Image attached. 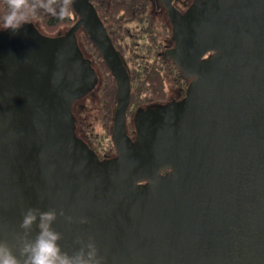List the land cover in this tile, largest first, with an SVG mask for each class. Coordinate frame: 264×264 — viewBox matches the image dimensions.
Returning <instances> with one entry per match:
<instances>
[{
    "label": "water",
    "instance_id": "water-1",
    "mask_svg": "<svg viewBox=\"0 0 264 264\" xmlns=\"http://www.w3.org/2000/svg\"><path fill=\"white\" fill-rule=\"evenodd\" d=\"M71 2L64 35L0 29V264H264V0H163L192 81L137 111L134 138L128 68L91 0ZM80 31L117 86L111 160L75 132L99 84Z\"/></svg>",
    "mask_w": 264,
    "mask_h": 264
},
{
    "label": "trees",
    "instance_id": "trees-1",
    "mask_svg": "<svg viewBox=\"0 0 264 264\" xmlns=\"http://www.w3.org/2000/svg\"><path fill=\"white\" fill-rule=\"evenodd\" d=\"M91 2L97 9L114 46L128 68L131 79V102L127 112V128L129 135L135 137L133 119L136 112L151 104H167L169 97L177 95V92L186 95L191 79L178 68L172 59L167 61L158 56L163 49L159 46L166 38V30L157 25L152 19V14L148 12L151 8V0H91ZM77 21L78 15L74 11L71 0H0V29L3 30L32 26L45 36L58 37L64 35ZM131 24H136L138 30L132 32ZM81 33L85 34V32L80 31L77 34L79 47L83 54L92 61L80 45L79 35ZM85 37L93 46L86 34ZM128 38H132L133 42H129ZM134 38L145 40V44L149 47L148 52L157 58L154 63L151 62L152 58L140 54L138 49L142 44ZM95 51L110 78L109 83L105 85L107 90L101 97L112 125L111 130H113L117 86L100 53L96 48ZM92 66L96 69L93 61ZM74 118L76 119V116ZM78 124L79 120H76V135H79L77 134ZM81 129L82 135L80 136H83L85 141L89 140L94 143L92 140L94 135L88 133L89 130L83 126ZM110 144V146L106 145L103 150L109 152L113 159L117 156V152L113 140ZM95 148L99 151L102 149L97 144Z\"/></svg>",
    "mask_w": 264,
    "mask_h": 264
},
{
    "label": "rangeland",
    "instance_id": "rangeland-1",
    "mask_svg": "<svg viewBox=\"0 0 264 264\" xmlns=\"http://www.w3.org/2000/svg\"><path fill=\"white\" fill-rule=\"evenodd\" d=\"M148 12L151 13V8L148 9ZM130 26L132 32L138 30L136 24H131ZM3 27L5 28V26ZM132 40H133L132 38L130 39L128 38L129 42H133ZM136 40H138L139 42H141L140 44H142L138 49L140 54L142 53L143 56L152 58L151 62L154 63L157 60V58L155 55H152L151 53L148 52L149 47H147V45L145 44V40L144 39H136ZM79 42L80 45L84 48L85 53L94 62L95 67L98 71L96 72L100 77V78L98 77L100 79V83L96 90H93L90 93H88L86 96L78 100L77 103H75L73 106V112H74L73 115L76 116L75 120L77 121L79 120V124H78L79 128L77 130L78 131L77 134L79 133V135L77 136L82 135L81 128L83 126L87 130H89L88 133L94 135L93 136L94 138L92 139L94 141V145L97 144L100 146V148L103 149L106 147V145L110 146L111 145L110 142L112 141L111 140L112 125L109 116H107L105 112V107L101 97L107 90L105 88V85L109 83L110 78L106 68L102 64V61L97 57L94 46H92L91 43L86 40L85 34L81 33L79 35Z\"/></svg>",
    "mask_w": 264,
    "mask_h": 264
},
{
    "label": "flooded vegetation",
    "instance_id": "flooded-vegetation-1",
    "mask_svg": "<svg viewBox=\"0 0 264 264\" xmlns=\"http://www.w3.org/2000/svg\"><path fill=\"white\" fill-rule=\"evenodd\" d=\"M195 0H173V7L177 9L180 13L185 14L193 5ZM151 14L153 21L159 25L162 26L163 29H165V35L166 38L164 39L163 44H161L159 47L163 48L162 51L159 52L158 56L160 58H163L164 60L171 61V58L168 57V52L175 48V40H174V31H173V24L171 22L169 11L164 5L163 0H151ZM162 29V30H163ZM168 32L169 34H167ZM215 54V52L208 53L205 58H208L210 55ZM173 60V59H172ZM192 81V80H191ZM191 83V82H190ZM99 84L96 85L94 90L97 89ZM190 85V84H189ZM186 95H183L182 92H177V95H172L169 97V100L167 103H173L181 101L185 98ZM152 105V104H151ZM150 106V105H149ZM131 136V135H130ZM78 138L82 139L85 143L88 144L90 149L92 148L94 153L98 156V158L101 161L111 160V156L109 152H106L105 150H97L95 148L94 143L91 141H85V138H82L83 136H77ZM134 138L133 136H131ZM167 172L163 173V176L166 175Z\"/></svg>",
    "mask_w": 264,
    "mask_h": 264
}]
</instances>
